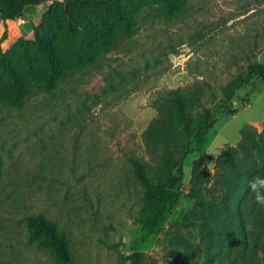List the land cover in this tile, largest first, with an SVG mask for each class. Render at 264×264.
<instances>
[{"label": "rangeland", "instance_id": "obj_1", "mask_svg": "<svg viewBox=\"0 0 264 264\" xmlns=\"http://www.w3.org/2000/svg\"><path fill=\"white\" fill-rule=\"evenodd\" d=\"M74 11L96 27L131 19L132 30L52 92L36 90L23 106L0 108V264H65L28 241L25 219L38 213L65 233L72 254L66 264H119L118 253L133 251L143 253L142 264H178V237L201 251L198 229L180 219L194 204L192 162L213 175L219 153L236 146L241 131L264 127V79H252L221 103L224 85L249 64H264V0H185L171 20L146 0H79ZM36 15L0 19L1 47L29 40ZM13 62L19 73L42 67L32 42ZM198 87L196 110L209 108L216 122L201 144L190 139L177 200L148 233L137 222L141 187L124 155L148 160L141 134L156 117L158 96ZM202 192L215 191L208 185Z\"/></svg>", "mask_w": 264, "mask_h": 264}, {"label": "trees", "instance_id": "obj_2", "mask_svg": "<svg viewBox=\"0 0 264 264\" xmlns=\"http://www.w3.org/2000/svg\"><path fill=\"white\" fill-rule=\"evenodd\" d=\"M112 1V0H111ZM133 3L139 0H131ZM158 4L167 20L178 15L185 0H146ZM79 0H0L2 22L31 17L29 40L16 39L9 47L0 45V108L21 107L36 90L50 93L74 72L95 65L132 30V20L121 18L120 26H94L74 8ZM41 63L39 70L19 73L15 55L24 56L29 43ZM58 47L62 62L58 59ZM264 79V64H249L221 90L222 105L229 104L234 92L252 79ZM6 79L9 84H3ZM203 89L167 91L154 101L156 117L141 134L148 155L142 160L125 154L135 181L141 187V208L137 222L142 230L154 233L178 197L183 176V159L191 152L190 139L201 144L216 122L209 108L202 107ZM228 113H235L229 110ZM241 141L227 146L216 160L214 174L202 170L194 160L188 196L194 200L187 213H181L184 227L197 228L201 251L194 243L178 237L181 248L178 264H264V127L261 132L241 131ZM185 140L184 144L180 143ZM211 185L208 197L203 189ZM259 198V199H258ZM27 239L49 251L59 263H69L72 254L65 233L43 214L25 219ZM119 264H142L143 253H118ZM177 264V263H176Z\"/></svg>", "mask_w": 264, "mask_h": 264}, {"label": "clouds", "instance_id": "obj_3", "mask_svg": "<svg viewBox=\"0 0 264 264\" xmlns=\"http://www.w3.org/2000/svg\"><path fill=\"white\" fill-rule=\"evenodd\" d=\"M259 199V198H258Z\"/></svg>", "mask_w": 264, "mask_h": 264}]
</instances>
